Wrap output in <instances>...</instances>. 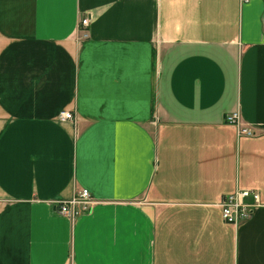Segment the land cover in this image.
<instances>
[{
  "label": "crops",
  "instance_id": "0c3cea01",
  "mask_svg": "<svg viewBox=\"0 0 264 264\" xmlns=\"http://www.w3.org/2000/svg\"><path fill=\"white\" fill-rule=\"evenodd\" d=\"M0 264H264V0H0Z\"/></svg>",
  "mask_w": 264,
  "mask_h": 264
},
{
  "label": "built area",
  "instance_id": "2783aa9c",
  "mask_svg": "<svg viewBox=\"0 0 264 264\" xmlns=\"http://www.w3.org/2000/svg\"><path fill=\"white\" fill-rule=\"evenodd\" d=\"M89 19L85 17L81 19L78 23V28L85 29L88 27ZM86 37V34H83ZM237 115H231L226 118L229 123L236 120ZM58 119L60 121H72L73 116L69 111H60L58 113ZM239 133H244L247 136H251L252 132L250 130L243 129ZM247 197H251L252 202L246 203L244 200ZM95 200L90 195L86 189H81L73 197L65 201L55 202L54 205L57 208L59 215L68 217L70 220H74L81 213L88 212L91 206L94 204ZM259 200L258 194L254 191L243 190L236 191L235 193L223 197L220 202H218V207L220 208L221 218L224 223L236 226L241 222L247 220L252 214L253 210L258 207Z\"/></svg>",
  "mask_w": 264,
  "mask_h": 264
}]
</instances>
